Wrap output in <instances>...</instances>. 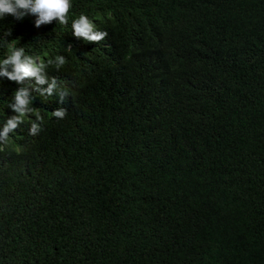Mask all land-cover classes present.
<instances>
[{
  "label": "trees",
  "instance_id": "obj_1",
  "mask_svg": "<svg viewBox=\"0 0 264 264\" xmlns=\"http://www.w3.org/2000/svg\"><path fill=\"white\" fill-rule=\"evenodd\" d=\"M38 19H0V264H264V0Z\"/></svg>",
  "mask_w": 264,
  "mask_h": 264
},
{
  "label": "clouds",
  "instance_id": "obj_2",
  "mask_svg": "<svg viewBox=\"0 0 264 264\" xmlns=\"http://www.w3.org/2000/svg\"><path fill=\"white\" fill-rule=\"evenodd\" d=\"M70 9L71 0H0V19H3L6 15H11L18 20L30 12L38 14L37 26L44 22H50L54 18H58L61 24H64ZM72 28L77 37H83L93 42H98L108 35L104 31H93V23L83 14L73 21ZM5 63H11L14 66L13 73H5L10 79L18 81L24 77L37 75L38 70L30 62L21 60V52H15L10 60L5 61ZM25 95L23 91L17 94L18 105L26 103ZM54 115L63 116V113L57 112ZM17 119L18 117H14L9 120L8 127L15 128ZM7 131L8 128H5L4 132L0 133V137H5ZM32 131H35V126H33Z\"/></svg>",
  "mask_w": 264,
  "mask_h": 264
}]
</instances>
